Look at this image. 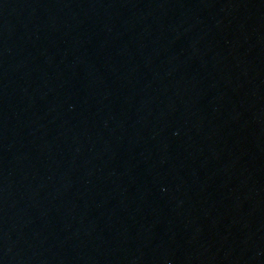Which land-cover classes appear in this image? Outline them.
<instances>
[{"label":"water","instance_id":"obj_1","mask_svg":"<svg viewBox=\"0 0 264 264\" xmlns=\"http://www.w3.org/2000/svg\"><path fill=\"white\" fill-rule=\"evenodd\" d=\"M264 234V0H0V264H245Z\"/></svg>","mask_w":264,"mask_h":264}]
</instances>
